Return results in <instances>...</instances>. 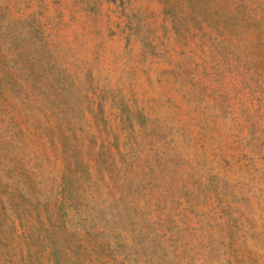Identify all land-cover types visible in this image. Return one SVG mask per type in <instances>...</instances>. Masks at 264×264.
Wrapping results in <instances>:
<instances>
[{"label":"rangeland","instance_id":"rangeland-1","mask_svg":"<svg viewBox=\"0 0 264 264\" xmlns=\"http://www.w3.org/2000/svg\"><path fill=\"white\" fill-rule=\"evenodd\" d=\"M0 264H264V0H0Z\"/></svg>","mask_w":264,"mask_h":264},{"label":"trees","instance_id":"trees-1","mask_svg":"<svg viewBox=\"0 0 264 264\" xmlns=\"http://www.w3.org/2000/svg\"><path fill=\"white\" fill-rule=\"evenodd\" d=\"M27 251V250H26ZM26 251H24V252H26Z\"/></svg>","mask_w":264,"mask_h":264}]
</instances>
